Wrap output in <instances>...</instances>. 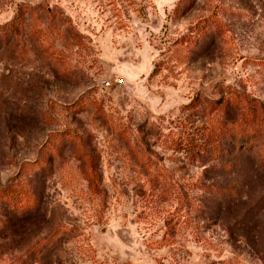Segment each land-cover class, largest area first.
<instances>
[{
  "label": "rangeland",
  "instance_id": "obj_1",
  "mask_svg": "<svg viewBox=\"0 0 264 264\" xmlns=\"http://www.w3.org/2000/svg\"><path fill=\"white\" fill-rule=\"evenodd\" d=\"M12 19L0 189L33 202L0 196V264H264V138L213 157L202 132L229 92L263 114L264 0H0ZM69 132L96 191L74 140L47 149Z\"/></svg>",
  "mask_w": 264,
  "mask_h": 264
},
{
  "label": "trees",
  "instance_id": "obj_2",
  "mask_svg": "<svg viewBox=\"0 0 264 264\" xmlns=\"http://www.w3.org/2000/svg\"><path fill=\"white\" fill-rule=\"evenodd\" d=\"M19 23L20 21L18 19H12L11 21L3 24L0 27V39H3L4 42L9 31H15L16 33L18 31L17 27ZM256 61L264 65L263 58H259ZM214 103L215 104L211 107V110H214V118H216V123L214 125L210 124L206 127L204 126V130L202 131L204 134V140L206 141V145L208 144L207 150L211 154V156H221L222 154L227 152V149L230 148L229 146H232L233 144L236 147L238 146L240 150L242 148H246L249 150L255 145L259 144L261 137L264 138V130H262V124L264 122V108L260 107V109L263 110L262 116L256 117L249 109V105L258 107L254 100L241 95H234L229 92L228 96L222 97V99H219ZM81 105H83V103H81ZM231 106H239L241 108V112L238 121L234 125L226 126L223 122V116L227 112L228 108ZM64 137H66L67 140H74L76 142L75 154L84 161L83 170L85 176L89 181L90 188L93 191H96L100 183V173L98 172L99 161L97 155L88 152L84 147V143L76 134L69 132L68 135H61V137H56L53 142L48 143L47 149L57 154V151L54 147V142L62 141ZM189 145L190 142L185 140L183 148L188 147L187 150H191V148H189ZM260 147L261 160L262 162H264V139L260 143ZM34 168L40 172L49 169L46 160L43 159H41V161H37L34 165L31 166V169ZM0 196L2 198H9L12 200L22 198L25 201L31 200V202H33L32 194L28 189L25 188H1Z\"/></svg>",
  "mask_w": 264,
  "mask_h": 264
}]
</instances>
